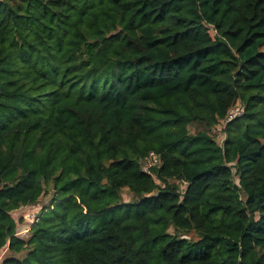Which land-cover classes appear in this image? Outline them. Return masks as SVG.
I'll use <instances>...</instances> for the list:
<instances>
[{"label":"trees","instance_id":"1","mask_svg":"<svg viewBox=\"0 0 264 264\" xmlns=\"http://www.w3.org/2000/svg\"><path fill=\"white\" fill-rule=\"evenodd\" d=\"M46 192L18 233L11 212ZM3 247L0 264H264V0H0Z\"/></svg>","mask_w":264,"mask_h":264},{"label":"rangeland","instance_id":"2","mask_svg":"<svg viewBox=\"0 0 264 264\" xmlns=\"http://www.w3.org/2000/svg\"><path fill=\"white\" fill-rule=\"evenodd\" d=\"M210 32H211V34H213L212 30H210ZM239 104L240 103H238L237 106ZM218 127H220V125H218ZM198 128L199 127L196 126L195 124H192L190 126V129L192 132H195ZM131 196H132V194L128 190L124 189L122 191V197H123L124 201L130 200ZM50 198H51L50 192L43 193L39 197L38 201L35 204L22 206V207L11 212L12 217L15 219V221L18 222V227H17L18 233L24 234L28 230L30 224L34 220L35 216L39 213V211L42 208L49 205ZM7 254H8V252L6 251V247H3L2 249H0V262H1L2 258H4ZM10 255L15 256L16 254L10 253Z\"/></svg>","mask_w":264,"mask_h":264},{"label":"built area","instance_id":"3","mask_svg":"<svg viewBox=\"0 0 264 264\" xmlns=\"http://www.w3.org/2000/svg\"><path fill=\"white\" fill-rule=\"evenodd\" d=\"M244 110V106L242 104L236 105L233 107L228 114L226 121H230L231 119L235 118L236 116L242 114ZM159 164V156L154 152H149L147 161L142 166V170L146 173H150L153 166Z\"/></svg>","mask_w":264,"mask_h":264}]
</instances>
